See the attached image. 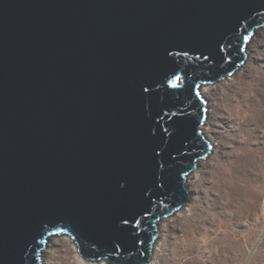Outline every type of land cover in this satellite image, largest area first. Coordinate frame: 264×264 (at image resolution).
Instances as JSON below:
<instances>
[{"label":"water","instance_id":"water-1","mask_svg":"<svg viewBox=\"0 0 264 264\" xmlns=\"http://www.w3.org/2000/svg\"><path fill=\"white\" fill-rule=\"evenodd\" d=\"M263 26L264 0H0V264L58 234L150 264L210 150L200 87Z\"/></svg>","mask_w":264,"mask_h":264},{"label":"rangeland","instance_id":"rangeland-1","mask_svg":"<svg viewBox=\"0 0 264 264\" xmlns=\"http://www.w3.org/2000/svg\"><path fill=\"white\" fill-rule=\"evenodd\" d=\"M245 52L232 74L200 87L210 150L186 176V203L158 221L150 264H264V26ZM40 255L108 264L85 260L67 234L50 235Z\"/></svg>","mask_w":264,"mask_h":264},{"label":"snow or ice","instance_id":"snow-or-ice-1","mask_svg":"<svg viewBox=\"0 0 264 264\" xmlns=\"http://www.w3.org/2000/svg\"><path fill=\"white\" fill-rule=\"evenodd\" d=\"M243 39H247V37H244ZM176 79L177 80H179L180 79V77L179 76H177L176 77ZM196 87H199V85H197ZM145 91H147V89H145ZM197 96H199V93L197 92V93H195Z\"/></svg>","mask_w":264,"mask_h":264},{"label":"bare ground","instance_id":"bare-ground-1","mask_svg":"<svg viewBox=\"0 0 264 264\" xmlns=\"http://www.w3.org/2000/svg\"><path fill=\"white\" fill-rule=\"evenodd\" d=\"M205 90L202 91V93H204ZM53 236V235H52ZM43 253V252H42ZM41 254V253H40ZM41 256V255H40Z\"/></svg>","mask_w":264,"mask_h":264}]
</instances>
